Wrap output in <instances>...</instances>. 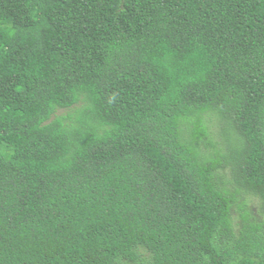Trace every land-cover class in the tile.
Instances as JSON below:
<instances>
[{"label": "trees", "instance_id": "1", "mask_svg": "<svg viewBox=\"0 0 264 264\" xmlns=\"http://www.w3.org/2000/svg\"><path fill=\"white\" fill-rule=\"evenodd\" d=\"M0 264H264V0H0Z\"/></svg>", "mask_w": 264, "mask_h": 264}]
</instances>
